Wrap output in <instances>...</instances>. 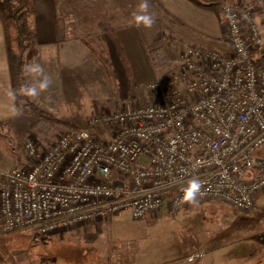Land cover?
<instances>
[{
    "label": "built area",
    "instance_id": "obj_1",
    "mask_svg": "<svg viewBox=\"0 0 264 264\" xmlns=\"http://www.w3.org/2000/svg\"><path fill=\"white\" fill-rule=\"evenodd\" d=\"M227 51L183 46L175 62L159 51L147 85L156 104L95 116L110 130L65 132L46 151L30 141V164L0 174V232L50 236L126 211L133 220L163 207L205 203L248 213L264 192V17L221 0ZM197 203L183 202L190 179Z\"/></svg>",
    "mask_w": 264,
    "mask_h": 264
},
{
    "label": "rangeland",
    "instance_id": "obj_2",
    "mask_svg": "<svg viewBox=\"0 0 264 264\" xmlns=\"http://www.w3.org/2000/svg\"><path fill=\"white\" fill-rule=\"evenodd\" d=\"M245 1L249 4H245L244 7L251 12L252 17L257 22L262 21L264 17V0ZM11 5L18 15V25L24 31L23 66L22 74L18 79L19 88L17 90L22 115L12 122L0 126V174L12 169L26 168L30 164L25 148L29 141L37 147L39 152H44L60 136L71 130H91L97 135L108 138L110 130L102 124H93V118L103 113L119 112L124 108L156 104L157 95L151 93L146 85L167 76L178 68V63H175L173 68L167 66L162 72L156 73L146 63L137 64L131 61L134 68L133 78L138 83V87L135 86L132 90H129L131 77H127L117 54L108 50L107 35L100 31L94 32L92 27L95 23L89 22L91 21L90 14L87 17L85 13L68 14V27L65 30L67 34L69 33L70 38L72 35L86 34L88 40L97 50H99V47H104L103 57L105 59L107 57L111 68L98 61L97 57L79 39H76L74 44L68 45V50L66 49L64 54L58 55L55 60L35 59L37 44L35 41V45L31 43L29 34L33 33V30L29 25L30 22L27 20V23L26 21V16L29 17L30 14L26 13L25 8L20 11L18 6ZM260 6L262 7L261 11L257 9ZM91 15L94 17V14ZM169 59L171 61L176 58ZM172 62H175V60ZM30 64H40L44 69V74L50 77L52 81L49 91L43 93L36 101L19 93L22 85L32 84L43 78L37 76L34 80L32 75L27 74L25 66ZM46 97L51 99H45ZM262 151L264 152V147ZM258 197H261L259 202ZM257 198L253 208L248 213H239L227 205H220L219 209L215 207L213 211H204L203 208H198V213L191 217L194 226L192 231L200 238L205 237L207 228L212 229V226L215 227L213 233H209V235L216 237L215 240H218V243L220 237L221 245H223L220 249L227 246L225 240L229 238V235L231 236L233 242L231 247H228L230 253L223 256V261H216L217 264H238L250 261L252 263L253 258L261 255H263L261 259H264V201H262L264 200V192L259 194ZM188 208L190 207L183 209ZM150 218L147 215L144 220L148 223L150 233L154 235L153 237H157V233L161 232L166 238V236H169V231L170 234L177 232L176 227L170 225L173 222L167 224L157 220L154 222L157 224L156 227H152L149 221ZM100 220L90 222L89 225L79 226L78 228L83 230L77 233H82L80 236H84L82 239H75V241H70L69 238L61 235L68 231L50 236L42 235L34 229H26L10 234L0 232V262L1 264L70 263L68 260L70 256H73V253L68 248L73 250L75 246H79L77 243L85 248L91 246L92 244H89V242L95 240L102 242L96 253L103 255L104 258L102 259L108 260L106 263L131 264V258L133 259L139 248L143 246L150 247L156 240L146 239L141 243L122 242V244L111 242L109 234H107L108 227L104 222H99ZM243 222H248V227L245 230L241 229ZM229 223H231L232 228L228 232V229L225 230V228L228 227ZM239 238L240 240L242 238V242L234 244L235 239ZM157 239L160 240V238ZM159 242L157 241V243ZM202 263L209 264L210 262Z\"/></svg>",
    "mask_w": 264,
    "mask_h": 264
},
{
    "label": "crops",
    "instance_id": "obj_3",
    "mask_svg": "<svg viewBox=\"0 0 264 264\" xmlns=\"http://www.w3.org/2000/svg\"><path fill=\"white\" fill-rule=\"evenodd\" d=\"M220 1L147 0L148 12L155 19L151 28L135 25L134 15L142 14L139 10L142 0H12V3L14 6H18L20 11L25 8L26 13L30 14L29 17L26 16V21L30 22L29 25L33 30L34 40L37 44L35 59L39 60H55L58 55L64 54L66 49L68 50V45L76 42L70 39L69 33L67 34L65 30L68 27V14L85 13V16L90 14L91 21L89 22L95 24L104 22L116 28L115 41L107 36L108 50L116 53L122 64L117 48L119 46L130 69L131 82L138 87V83L133 78L134 68L131 61L137 64L146 63L153 70L149 62L153 52L161 51L166 57L174 59L177 58L176 56L183 46L215 49L219 52L227 51L226 44H224L225 30L222 25ZM225 1L241 7L249 4L245 0ZM257 9L261 11L262 7ZM91 14H94V17ZM86 21L88 22L87 18ZM122 68L124 69L123 64ZM10 91L13 92L4 32L0 21V126L17 119L10 115V109L14 103L8 95ZM260 199L261 197L257 198L258 202ZM215 207L220 208V205L206 203L174 213H170L163 207L149 221L154 228L157 225L154 222L157 220L167 224L173 222L170 225L176 227L177 232L170 234L169 231V236L166 238L161 232L157 233V237H153L154 235L150 233L148 223L144 219L133 220L126 211L106 217L99 222H104L107 225V234H109L111 242L141 243L146 239L151 241L156 239L150 247L139 248L131 264H203L202 262L217 264L216 261H223V256L230 253L228 247H231L233 242L231 236L229 235V238L225 240L227 246L220 249L223 246L220 237L218 243V240H215L216 237L209 235V233H213L214 226L212 229L207 228L205 237L200 238L193 233L194 226L191 221V217L198 213V208H203L204 211H213ZM212 220L214 221V219ZM247 227L248 222H243L241 229L245 230ZM231 228V223H229L225 230L228 229L229 232ZM82 230V228H77L61 235L69 238L70 241H75V239L83 238L84 235L80 236L82 233H77ZM241 240L240 238L235 239L234 244H240ZM157 241L160 242L157 243ZM262 256L253 258L252 263L250 261L238 264H264V261H261L264 260L261 259Z\"/></svg>",
    "mask_w": 264,
    "mask_h": 264
},
{
    "label": "trees",
    "instance_id": "obj_4",
    "mask_svg": "<svg viewBox=\"0 0 264 264\" xmlns=\"http://www.w3.org/2000/svg\"><path fill=\"white\" fill-rule=\"evenodd\" d=\"M11 4H13L12 0H0V21L3 27V32H4L8 67H9V73H10L11 84H12V91L16 94V99L14 103L16 107L20 109L17 90L19 88L18 79L20 78L22 74V66H23L22 52L24 49V46H23L24 31L18 25V21H17L19 20L18 15L16 11L13 9V6ZM92 30H94V32L100 31L103 34H106L111 40L115 41L116 28H113L104 22H99L95 24L92 27ZM29 37H30L31 43L35 45L34 33H30ZM70 39L71 40L79 39L83 43V45L89 51H91V53L94 56L97 57L98 61H100L105 66H110L107 60V57L106 59L103 57V54L105 53V48L99 47V50L94 48L93 44L88 40V36L86 34H80L79 36L72 35ZM117 48L119 50V56L121 58L122 64L126 71V75L128 78H130V69L127 65V62L123 58V55H122V52L119 46H117ZM134 87L135 85L131 81H129V90H132ZM101 243H102L101 241L97 242L94 240L92 243L89 242V244H92L91 246H87L85 248H83L80 245V243H77L79 244V246H75L73 250L68 248L73 253V256L69 257L68 261H70V263H67V264H109V263H106L108 262V260L102 259L104 258L103 255L101 256L96 253L98 250V247L101 246L100 245ZM81 244H85V243H81ZM131 262H132V258H131L130 263Z\"/></svg>",
    "mask_w": 264,
    "mask_h": 264
},
{
    "label": "clouds",
    "instance_id": "obj_5",
    "mask_svg": "<svg viewBox=\"0 0 264 264\" xmlns=\"http://www.w3.org/2000/svg\"><path fill=\"white\" fill-rule=\"evenodd\" d=\"M148 9L149 4L147 0H142V3L139 5V10L142 14L134 15V21L137 27H140L142 25L145 28H151L155 23V19L151 14H149ZM25 69L27 74L33 76L34 80L37 76L43 77L42 79L36 80L35 83L22 85L19 89L20 95L25 96L33 101H36L40 98L43 93L49 91L52 81L50 77L44 74V69L40 64L26 65ZM8 95L12 98L14 102L16 99V94L10 91ZM45 99L50 100L51 98L46 97ZM10 115L12 117H18L22 115L21 110L17 108L14 103L10 109ZM183 192V202H188L192 204L197 203V197L201 194L200 180L197 178L190 179L188 181L187 187L183 189Z\"/></svg>",
    "mask_w": 264,
    "mask_h": 264
}]
</instances>
